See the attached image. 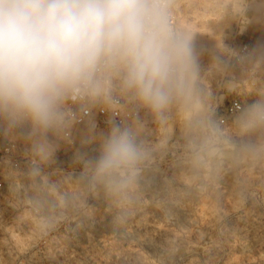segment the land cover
<instances>
[{"label": "rangeland", "instance_id": "rangeland-1", "mask_svg": "<svg viewBox=\"0 0 264 264\" xmlns=\"http://www.w3.org/2000/svg\"><path fill=\"white\" fill-rule=\"evenodd\" d=\"M177 2L199 63L191 96L142 109L147 157L126 187L95 178L110 127L22 130L30 171L0 189V264H264V123L243 121L264 95V0ZM236 96L245 111L223 125Z\"/></svg>", "mask_w": 264, "mask_h": 264}, {"label": "clouds", "instance_id": "clouds-1", "mask_svg": "<svg viewBox=\"0 0 264 264\" xmlns=\"http://www.w3.org/2000/svg\"><path fill=\"white\" fill-rule=\"evenodd\" d=\"M198 72L167 0H0V119L9 128L49 130L74 94L112 103L114 89L162 115L191 96ZM243 121L264 123V100ZM146 157L134 128L112 120L95 178L126 187Z\"/></svg>", "mask_w": 264, "mask_h": 264}, {"label": "built area", "instance_id": "built-area-1", "mask_svg": "<svg viewBox=\"0 0 264 264\" xmlns=\"http://www.w3.org/2000/svg\"><path fill=\"white\" fill-rule=\"evenodd\" d=\"M167 2L171 24L175 29L183 32L180 24L182 11L177 0H167ZM242 50L241 58L243 60L247 58L249 63L259 55L257 46L250 47L249 43L245 44ZM112 97V103L103 101L92 103L74 94L62 107L64 112L62 121L48 131L51 132V136L57 134L63 139L70 140L81 128L89 126L108 128L112 120L124 126H132L133 122L140 118L144 107L137 106L119 89L113 90ZM244 111V100L238 96L233 97L230 99L225 115L220 118V123L228 124L231 119H235ZM27 126L31 125L24 124L9 128L7 122L0 119V189L22 186L29 176L31 158L24 151V143L20 138L22 130H25Z\"/></svg>", "mask_w": 264, "mask_h": 264}, {"label": "bare ground", "instance_id": "bare-ground-1", "mask_svg": "<svg viewBox=\"0 0 264 264\" xmlns=\"http://www.w3.org/2000/svg\"><path fill=\"white\" fill-rule=\"evenodd\" d=\"M131 127H134V124H133ZM86 128H87V127H86ZM89 128L91 129L90 126H89ZM92 129H93V127H92ZM79 130H80V137H86V136H87V137H88V136H89V137H93V136H92V133H87V134H85L86 132L84 133L83 128H81V129H79ZM91 132H92V131H91ZM139 138H140V137H139ZM114 218L116 219L117 217H114ZM116 220H117V219H116ZM121 229H123V228H121ZM138 237H139V236H138Z\"/></svg>", "mask_w": 264, "mask_h": 264}]
</instances>
